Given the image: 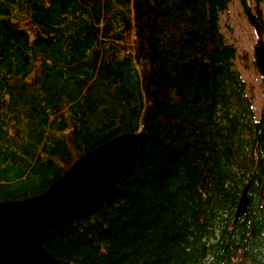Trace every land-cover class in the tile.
<instances>
[{
	"label": "trees",
	"instance_id": "trees-1",
	"mask_svg": "<svg viewBox=\"0 0 264 264\" xmlns=\"http://www.w3.org/2000/svg\"><path fill=\"white\" fill-rule=\"evenodd\" d=\"M230 1L0 0V201L148 132L116 195L50 229L61 264H264V100L221 29ZM239 2L264 35L261 0Z\"/></svg>",
	"mask_w": 264,
	"mask_h": 264
},
{
	"label": "water",
	"instance_id": "water-1",
	"mask_svg": "<svg viewBox=\"0 0 264 264\" xmlns=\"http://www.w3.org/2000/svg\"><path fill=\"white\" fill-rule=\"evenodd\" d=\"M255 54L264 69V41ZM147 139L143 129L120 133L79 156L44 191L0 201V264H61L43 244L50 229L75 221L116 195ZM249 187L250 182L241 192L235 221L247 211Z\"/></svg>",
	"mask_w": 264,
	"mask_h": 264
},
{
	"label": "rangeland",
	"instance_id": "rangeland-1",
	"mask_svg": "<svg viewBox=\"0 0 264 264\" xmlns=\"http://www.w3.org/2000/svg\"><path fill=\"white\" fill-rule=\"evenodd\" d=\"M248 1L254 5L255 0ZM260 4L264 15V0ZM219 22L227 41L237 47L234 65L247 84L246 93L258 115L264 100V73L256 63L255 47L261 40L264 41V35L255 32L239 0L228 3V7L220 12Z\"/></svg>",
	"mask_w": 264,
	"mask_h": 264
}]
</instances>
